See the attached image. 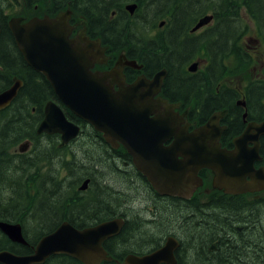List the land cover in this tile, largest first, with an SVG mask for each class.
<instances>
[{"label": "flooded vegetation", "instance_id": "flooded-vegetation-1", "mask_svg": "<svg viewBox=\"0 0 264 264\" xmlns=\"http://www.w3.org/2000/svg\"><path fill=\"white\" fill-rule=\"evenodd\" d=\"M12 1H15L19 7L14 8L9 0H0V32L2 29L9 30L8 22L13 18L19 19L20 24L23 25L32 19H43L45 16L53 18L57 15L53 17L47 15L41 6H35L34 10L31 11L29 0ZM150 1L151 4L156 7L154 17H150V13L146 12L148 9V7H145L146 5H143L140 9V3L136 0L118 2L117 4L120 5L115 6V8L111 6L107 11V23H104L102 18L95 17V19H89L87 17V19H84V16L80 15L81 13L75 16L71 14V18L69 19V26L71 27L69 38H75L80 32L84 31L90 40L98 39L100 41V46L105 48L104 55L107 59L106 63L101 65L96 64L91 70L92 72H109L121 58L124 86L132 84L141 76H144L147 80H151L157 72L165 70L166 73L161 90L159 94L154 97V100L157 98L162 100L166 99L170 104H178L179 107L175 109V112H177L178 115L185 114L181 126H185L189 134L204 126L214 113H218L217 128L221 130L219 139L220 147L228 152L235 151L236 145L234 144V140L243 134L247 125L249 123L260 125L264 122V111L258 106L261 105V107L264 108V58H262L263 55L261 52V47L264 45V42H262L255 33H253L255 37L246 35V37L241 40L243 43L242 46L244 47L242 48L240 45L241 48L238 49V51H242V58L239 57V64L238 58L235 55L231 58L230 64L224 65L222 59L216 60L215 67L210 70L212 65H210L209 60L205 57V41L207 37L212 36L217 30V21L213 14L208 13L198 18H188L186 14H183V12L187 11L182 12V10H180V8L182 9L183 1L179 2L175 0L173 5H171V3L169 4V0H167L168 4L162 3V0L159 2H156V0ZM110 4L113 5L114 3ZM129 4L136 5L133 14H130L125 9ZM17 9L18 11H16ZM206 15H212L210 23L195 32H191L198 21ZM112 25L114 27H112ZM97 27L100 28L97 29ZM114 28H116L115 32H117V29L127 30V40H123L119 44L116 37L110 35L111 33L115 34ZM212 30L214 31L209 33ZM9 36H11L16 54L23 61L25 66H28L17 50L10 31ZM163 39L166 44H170L167 56H175L176 54L181 57L179 68L182 72L180 76L182 81L187 79V82H190L188 80L201 82L204 98L213 95L215 96V102H220L222 99L223 104H220L221 106H219V108L208 110V107L202 111L204 107L202 108L201 106L202 99L200 97H182L181 95L179 97L177 94L173 96L172 91L166 84V82L169 83L170 81L172 84L175 83L174 79L168 80L171 74H169L170 69L166 66H162L160 70L154 72L155 70L153 69L156 68H154L151 59H149L147 63H143L138 59L140 50H137L135 45L138 41L150 43L151 46H157L163 43ZM172 43L175 50L172 48ZM236 52L237 51H235V53ZM126 61H135L136 65L141 67L139 70L128 67L124 65ZM194 62L198 63L197 70L195 72H190L188 67ZM146 64L147 67L150 68L148 73L145 72ZM242 71H245L246 77L242 76L240 73ZM208 72H211L212 75ZM233 72L235 75H233ZM206 75L213 78L207 79ZM13 79L14 78H12L11 82L9 81L10 86L14 82ZM34 82L37 84L47 83V86H49L48 88H50L53 94V96H51L53 100L51 101L60 108L64 107L55 96L49 82L43 75L36 72V80H34ZM112 84L114 91L118 90V85L116 83ZM10 86L8 85V87ZM165 86H168V92L166 93ZM20 90L21 87L18 92ZM25 100L28 99L25 98ZM204 102H206V100ZM206 103L211 105L214 101L209 100V102ZM10 105L12 106L11 103ZM44 106L45 103L43 105V110ZM31 112H34V108L31 109ZM20 118H23V116L20 115ZM78 126L81 129L79 136L67 145H64V147H67L69 144L82 137L84 129H82L80 124ZM45 136H56L59 140L58 148H64L60 146L59 135L53 134ZM258 141V154L260 160L255 161L253 167L254 169H264V134L259 135ZM103 142L111 152L112 157L118 160H124L122 164L123 167L115 168V170L117 172L120 171V174L129 176L131 172L129 167L133 168L150 189V191H145V194L142 193L139 190L140 186L137 181L129 178V181L133 183V189H124L121 195L125 197L132 194L129 196L128 202L133 199V195H139L152 196L154 197V201H160L162 203L161 208L155 207L148 211L145 210L148 216L147 218L142 213L141 215L136 214L134 219L131 220L126 212L115 215L113 219H122V228L116 236L105 240L102 244L107 256L111 257V261H114L116 264H125L124 260L127 256L134 255L143 257L149 255L161 249L167 241L172 240L176 245L175 249L172 251V256L175 261L174 264H264V253L260 246V243L264 241L263 190L242 194L226 193L224 189H220L214 184L216 174L207 168H203L197 172V177L200 178L201 182L199 184L198 178H195L196 184L198 185L191 198L186 199L177 195H161L157 193L145 177L139 173L133 165L132 157L121 145L113 147L104 141V139ZM171 142L172 139H166L160 148L167 149ZM252 147L253 144L248 142L246 145L241 146V149L251 150ZM73 164L76 165V162H73ZM67 181V177L61 179L62 184L67 183L68 185ZM246 181L250 182V179L247 177ZM163 200H166V202H163ZM72 202L74 207H76L75 199H72ZM126 204L127 202H124L123 205L125 206ZM232 207L234 209V214L230 213ZM198 211L200 213L199 216L197 214ZM71 213V218H75L76 213L73 214V211ZM218 213L223 214V218H221ZM92 217L93 215H89L85 218L86 221L83 224L84 226L79 228L73 227L76 229H84L95 226L96 224L89 220V218ZM162 219L165 220V223L162 222ZM194 219L196 220L191 227L188 223ZM63 222H68L64 214L56 221L58 225L50 227L47 231L50 233L53 232ZM172 222L175 225L171 224ZM8 223L16 224L10 221H8ZM244 223H250V225L247 227ZM144 227L150 228L153 234H143L141 229H145ZM195 227H199L198 232H193ZM135 228L138 229L135 231ZM248 228H252L250 232ZM256 229L260 232L259 234H254ZM23 231L24 230H22V234ZM30 233L32 234V232ZM23 237L26 241V245L11 242L0 232V240L18 246L20 253H11L19 256L32 254L35 245L39 241H33L35 236L25 237L23 234ZM130 242L136 245L130 246ZM120 246H122V248H120ZM68 258V264H83L74 257L68 256ZM49 260H52V258ZM49 260H45V262H49ZM111 261H102L101 264ZM45 262L42 264H45Z\"/></svg>", "mask_w": 264, "mask_h": 264}, {"label": "water", "instance_id": "water-1", "mask_svg": "<svg viewBox=\"0 0 264 264\" xmlns=\"http://www.w3.org/2000/svg\"><path fill=\"white\" fill-rule=\"evenodd\" d=\"M136 5L125 9L133 14ZM71 11H61L55 17L32 19L20 24L13 18L8 22L16 48L26 64L49 82L60 103L75 117L101 134L104 141L116 147L121 145L132 157L133 165L145 177L151 187L161 195L191 198L197 172L207 168L216 174L214 184L229 194L264 191V169H254L260 160L258 137L264 134L262 124L249 123L243 134L234 140L236 150L228 152L220 147L221 130L217 128L218 113H214L204 126L187 133L181 126L185 114L175 112L178 104L154 97L159 94L165 70L157 72L151 80L138 77L124 86L121 58L109 72H92L94 66L106 63L100 41L90 40L84 31L70 39L69 19ZM212 15L201 18L191 32L207 25ZM124 65L140 69L135 61ZM198 63L189 67L197 70ZM0 93V110L10 105L16 97L21 81ZM118 85L114 91L113 84ZM81 129L69 121L54 102L45 104L43 118L37 126V135H59L60 146L67 145L79 136ZM166 139H172L167 149H161ZM248 142L251 150L241 149ZM29 142L18 147V152L28 151ZM250 155V157H249ZM250 182L246 181V178ZM199 184L200 178L197 177ZM84 180L78 191L88 188ZM123 225L120 218L76 229L63 222L53 232L42 236L30 255L19 256L0 251V264H42L54 255H67L83 264H100L111 261L103 249V242L116 236ZM0 232L11 242L26 245L20 224L0 221ZM176 245L169 240L165 245L143 257L129 255L125 264H174L172 251Z\"/></svg>", "mask_w": 264, "mask_h": 264}, {"label": "trees", "instance_id": "trees-1", "mask_svg": "<svg viewBox=\"0 0 264 264\" xmlns=\"http://www.w3.org/2000/svg\"><path fill=\"white\" fill-rule=\"evenodd\" d=\"M121 1L123 2L126 0H29V6L31 11L34 10L35 6H41L44 12L52 17L61 11L69 10L71 11L73 16L81 13L80 15H83L84 19H87V17L89 19H95V17L100 19L102 18L103 22L107 23V11L111 6H113L114 8L115 6H119L120 4L117 3H120ZM136 1L140 3L139 8L141 9V7L145 3V0ZM166 2L167 0H162V3L168 4V2ZM205 2H207V4L204 7V14H208L211 12L217 21L216 28L218 29L219 26L223 28L222 31L216 30V32L212 34V36L207 37L205 41V57L209 60L210 65H212L210 67V70L215 67L216 60L222 59L224 65L230 64V59L235 55L238 58V64L240 63L239 57L242 58V51H238V49L241 48V35L237 38L232 39L231 34L234 33L233 28H236L237 25L242 24L240 23V21L243 20L240 14L241 9L244 12L246 18L250 21L251 25L254 27L256 36L262 42H264V0H240V4H237V2H235L234 0H205ZM110 3L114 4L112 5ZM189 14L190 13H188L187 16ZM112 27L114 26L112 25ZM247 27L248 26L246 25L245 28L249 29ZM99 28L100 27H97V29ZM115 31L116 28H114V32ZM213 31L214 30L210 31L209 33H212ZM243 31L244 30H242L241 32ZM110 35L115 36L119 44L121 43V41L127 40V30L117 29V32H115V34L111 33ZM237 41L238 45L236 46ZM162 42L163 43H160L157 46H151L150 43L138 41V43L135 44L137 50H140L138 59L143 63H147L148 60L151 59L154 68H156L153 69L155 70L154 72L160 70L162 66H166L170 69L169 74H171L168 80L174 79L175 83L172 84L170 81L169 83L166 82V84L172 91L173 96L177 94L179 95V97L180 95L182 97H200L202 99L201 106L202 108L204 107L202 111H204V109H207L208 107V110L212 108H219V106H221L220 104H223L222 99L220 100V102H215V96L213 95L207 97L208 99L204 98L201 82H193L191 80H188L190 82H187V79L182 81V79L180 78L182 72L179 68L181 57L177 56L176 54L175 56H167V51L170 44H166L164 39ZM172 48L175 50L173 43ZM235 51L237 52L235 53ZM145 66V72L148 73L150 71V68L147 67V64ZM208 73L212 75L211 72ZM12 78L20 80L22 82V86L21 90L17 93V96L11 102L12 106L10 105L5 109L0 110V117L1 119H4V123L2 127H0V171L2 169H5L6 172L5 175L0 174V187L5 184V176L14 178L12 174H9V167H11L13 163H15V160L18 159L22 164L21 166H19V171L17 173L19 175V178H17L16 185L17 187L19 186V188H17L16 186L12 187L11 183H9V191H13L12 195L17 198V201H14L11 206H4V194L1 192L0 188V208L7 210L6 215H3V213H1L0 220L19 223L22 227V230H24L23 234L25 237H31L29 235L31 230L32 236H35V238H33V241L35 242L42 236L50 233L47 230L50 227L58 225L56 221L63 214L65 215V218L70 223V225L76 228L84 226L83 224L86 221L85 218L89 215H93V217L89 218V220L93 221L94 224L113 219L115 215L110 212L111 210L105 209L107 207L106 204L101 203V209L97 211L96 207L89 208V204L85 201V198L83 196L78 197V195L75 194V196L71 195V197L67 198L68 195L65 193L64 195L61 192H59L58 196L55 194L49 195L47 193V190L43 186H41V184H44V181L39 179V171L33 172L32 174L28 175V172L30 170L39 169L38 165L44 162L43 158H48L50 160L47 164L48 166H50L52 159L61 157L62 153L65 152L66 148H68L69 145L67 147L61 146L64 148L59 149L57 143H51L49 148L46 149L47 153L41 154L40 152H38V154L30 160H27L24 157L25 154L30 150L31 144L36 145V143H38L37 138L41 135H37L36 129L43 118V105L44 103L46 104L47 102L53 100V98L51 97L53 96V94L50 88H48L49 86H47V83L37 84L34 82V80H36V72H34L28 66H25L23 61L16 54L11 36H9V30L2 29L0 32V93L9 88V81L11 82ZM212 78L213 77L207 76V79ZM168 86H165V93L168 92ZM25 98L28 100H25ZM205 100L206 102L212 100L214 101V103L209 105V103L204 102ZM258 106L264 111V108L261 107V105ZM32 108H34L33 113L31 112ZM61 108L63 109V113L69 121H72L78 125L80 124L82 126V129L87 126L85 122L77 119L67 109H65L64 107ZM19 114L23 116V118H20ZM95 133L96 136H99L103 141L101 135L97 132ZM46 137L47 139H52L56 136ZM25 142L30 143V148L26 153L20 154L18 151H12V153H9V149L12 146H15V144L20 146ZM2 164H4L5 167H2ZM70 165L76 167V165H74L72 161L70 162ZM26 176H28L27 181L29 182V184L27 182H25L24 184V182L21 180L23 177H25L26 179ZM105 177L106 176H104V178ZM82 180L78 179L77 183L81 182ZM91 182L92 180H90L89 185ZM56 187L57 189H59V185H56ZM43 193L44 196L47 195V198L42 196ZM40 197H44L45 202ZM74 197L77 198V200L75 199L76 207H74L72 202V199ZM38 198L41 201L38 200ZM110 203H114L119 206L117 201L113 200L110 201ZM71 210H76L75 218H71ZM92 211L94 212L90 214V212ZM97 212H103V214H98ZM74 213L75 212H73V214ZM40 216L41 221H44L42 222V224H44L40 225L39 223V227L35 229L30 228L26 220L28 221V223L34 224L40 221ZM45 221L48 222L47 226L45 224ZM2 250H8L9 252H13L15 254L20 253L18 246L11 245L4 240H0V251ZM50 258H52V260H49ZM50 258L47 259V261L49 260V262L46 261L45 264L69 263L68 256H65L63 254L54 255ZM104 264L116 263L114 261H111L104 262Z\"/></svg>", "mask_w": 264, "mask_h": 264}, {"label": "rangeland", "instance_id": "rangeland-1", "mask_svg": "<svg viewBox=\"0 0 264 264\" xmlns=\"http://www.w3.org/2000/svg\"><path fill=\"white\" fill-rule=\"evenodd\" d=\"M9 1H11L12 6L14 8L19 7L15 1H12V0H9ZM159 1L160 0H156V2H159ZM174 1L175 0H169V4L171 3V5H173ZM177 1L179 2L183 1L182 9L180 8V10H182V12L187 11V12H183V14H186V16L188 13H190L188 15V18H198L202 16L204 14V9H205L204 7L207 4L205 0H177ZM234 1L237 2V4H240V0H234ZM144 5H146L145 6L146 8L148 7L146 12L150 13V17H154V13L156 10L155 5L151 4L150 0H145ZM202 8H203V11H202ZM16 11H18V9ZM240 14L243 18V20L240 21V23L242 24L237 25L236 28H233L234 33L231 34V38L234 39V38L239 37L240 35H241L240 37L241 39L245 38L246 35H251L255 37V35L253 34L255 33L254 27L251 25L250 21L246 18L242 9H241ZM246 25L248 26L247 28L249 29L245 28ZM222 30L223 28L221 26H219L217 29V31H222ZM242 30L244 31L241 32ZM251 36H248V37H251ZM240 44L241 46L243 45L242 41ZM237 45H238V41L236 42V46ZM243 47L244 46H242V48ZM261 52L263 55L262 58H264V45L261 47ZM230 63H231V59H230ZM234 72H233V75H235ZM240 73L242 74L243 77H246L245 71H242ZM248 79H249V75H248ZM3 123H4V119H1L0 127H2ZM37 139H38V143H36V145L31 144L30 150L24 156L27 160L32 159L35 155L38 154V152H40L41 154L47 153L46 149L49 148L51 143H57V144L59 143V140L57 137H54L52 139H47L45 135H41ZM18 147L19 146L16 144L15 146H12L9 149V153L10 152L12 153V151L14 152L18 151ZM43 161H44L43 163H40L38 165L39 169L30 170L28 172V175L32 174L33 172L39 171L40 173L39 179L44 181V184L43 185L41 184V186H43L47 190V193L49 195L55 194L58 196L59 192H61L63 194L64 193L67 194L68 195L67 198L71 197V195L75 196V194L78 195V197L83 196L85 198V201L89 204V208L96 207V210L98 211L101 209V203H104L107 205V207L105 208L106 210H111L110 212L113 213L114 215H118V214H121L122 212H126L127 216L130 217V220L134 219L136 214L141 215V213L144 214L145 217L147 218L148 216L145 213V210L148 211L155 207H159V208L162 207V203L160 201H154L153 200L154 197L152 196L133 195V199L128 202V198L132 194L125 196V197L121 195V192L124 189H133V183L129 181V178L137 181L138 185L140 186L139 190L142 193L145 194V191H150V189H149V186L146 184V182L141 178V176L133 168L129 167V169L131 170L129 176L120 174V171L117 172L115 170V168L123 167L122 164L124 160L123 159L118 160L112 157L111 152L105 146V143L101 140L99 136L98 137L96 136L95 131L89 125H87L84 128V134L82 135V137H80L78 140L69 144V147L66 148L65 152L62 153L61 157L59 158L57 157V159L56 158L52 159L50 166L47 165L50 161L48 158H43ZM71 161L76 162V167H73L70 165ZM21 164L22 163H20L18 159L15 160V163H13L11 167H9L10 168L9 174H12L14 178L5 176L6 177L5 184H3L2 187H0L1 192L4 194L3 195L4 206H11V204L14 201H17V198L14 195H12L13 191H9L10 190L9 183H11L12 187L14 186L17 187L16 182H17V178H19V175L17 173L19 171V166H21ZM2 165H3L2 167H5L4 164ZM0 174L5 175L6 174L5 169H2L0 171ZM104 176L106 177L104 178ZM27 177L28 176H26V179L25 177L21 179L24 182V184L25 182L29 184V182L27 181ZM63 177L68 178V181H67L68 185L67 183L65 184L61 183V179ZM78 179H81V180L89 179V180H92V182L90 183V185L88 184L89 187L84 192L83 191L78 192L77 190L79 186L81 185V183L83 182L82 180L81 182L77 183ZM56 185H59L58 187L59 189H57ZM17 188H19V186ZM15 191H16V188H15ZM42 196H44V193ZM44 197L47 198V195ZM44 197H40V198L45 202ZM73 199L77 200L76 197H74ZM38 200L40 199L38 198ZM113 200L117 201L119 206H117L114 203H110V201H113ZM124 202H127L125 206L123 205ZM163 202H166V200H163ZM72 211L76 213V210H71L70 212ZM93 212L94 211L90 212V214H92ZM1 213H3V215H6L7 210L0 208V215ZM97 213L103 214V212H97ZM230 213L234 214L233 207L231 208ZM197 214L199 216L200 214L199 211L197 212ZM218 214L220 215L221 218H223L224 216L223 214H220V213ZM39 218H40V221L34 224L28 223L27 220L26 222L30 226V228L35 229L39 227V223L40 225L44 224V223L42 224V222L44 221H41V216ZM196 219L188 223V225L192 227ZM237 221L240 223H243L240 220H237ZM45 222L47 226L48 222L47 221ZM162 222L165 223V220L162 219ZM171 224L175 225L173 222ZM244 224L247 227L250 225V223H244ZM144 228L145 229H141V232L143 234H147V235L153 234L150 228H147V227H144ZM136 229L138 228H135L134 230L136 231ZM251 229L248 228L249 232L251 231ZM196 231L197 232L199 231V227L198 228L195 227V229H193V232H196ZM259 233L260 232H258V229L254 231V234H259ZM29 235L33 237L31 233ZM129 245L135 246L136 244L130 242ZM260 246L262 247V250L264 253V241L260 243ZM120 248H122V246H120Z\"/></svg>", "mask_w": 264, "mask_h": 264}]
</instances>
